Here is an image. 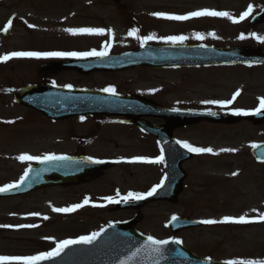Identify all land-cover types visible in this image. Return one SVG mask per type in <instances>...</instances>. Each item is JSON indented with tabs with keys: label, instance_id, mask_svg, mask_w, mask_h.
Masks as SVG:
<instances>
[{
	"label": "rangeland",
	"instance_id": "374dc122",
	"mask_svg": "<svg viewBox=\"0 0 264 264\" xmlns=\"http://www.w3.org/2000/svg\"><path fill=\"white\" fill-rule=\"evenodd\" d=\"M261 10L264 0H0V54L12 56L3 73L11 79L0 82V104L6 100L9 109L0 108V189L18 181L26 165L49 155H71L76 149L94 158L137 154L130 151L138 143L132 127L119 126L112 118H75L52 125L37 113L10 107L13 99L5 90L41 83L42 62L117 54L144 44L252 46L264 53V21L257 27L249 24ZM7 25L10 35L4 38ZM26 52L33 56H19ZM58 80L77 89L138 95L160 106L239 116L264 109V67L142 68L90 77L63 74ZM174 134L194 152L182 167L186 179L181 200L187 201L189 194L208 195L222 220L236 215L230 217L242 222L241 229L224 255L241 257L240 264H264V166L249 157L251 145L264 138V124L200 123ZM76 136L84 139L79 145ZM148 141L142 145L149 146ZM154 166L142 168V187L135 178L122 176L121 168H113L78 187L0 199V252L7 253L8 241L34 240L38 256L42 237L61 243L75 236L81 226L77 201L82 194L110 193L115 187L150 192L160 181ZM131 172L140 174L137 169ZM170 209L157 213L166 221ZM153 212L145 211L147 216ZM199 232L204 243L217 240L215 232Z\"/></svg>",
	"mask_w": 264,
	"mask_h": 264
},
{
	"label": "flooded vegetation",
	"instance_id": "af4514ba",
	"mask_svg": "<svg viewBox=\"0 0 264 264\" xmlns=\"http://www.w3.org/2000/svg\"><path fill=\"white\" fill-rule=\"evenodd\" d=\"M27 54L26 57L31 56L30 52H27ZM8 61H12V56L9 57L1 53V83H3L5 78L11 79V76L3 74L6 72L5 67L8 65L6 64ZM29 62L30 61H27L26 63ZM12 71V67H10L8 72ZM63 74L80 76L73 72H61L56 75H41L43 76L41 83L60 85L58 84V78ZM68 85L70 84H61V86ZM15 92L16 90L12 89L5 90L4 93L7 98H10ZM0 95L2 94L0 93ZM10 107L23 113H28L27 111L34 112L15 103L10 104ZM0 108L2 110H9L6 105V100H4V105L0 104ZM37 114L52 125H61L67 120L79 119V117H73L62 121H53L47 119L40 113ZM113 120L121 126L132 127V132H134L135 137L134 141L140 144H133L130 148V151L137 154L123 156L125 155L123 153L122 156L118 155L112 158H103L119 160L120 163L114 168H121L124 172L122 176L128 175L132 179L135 178V180H138L141 187L142 176L144 175L142 174V168L146 170L154 166L150 165L154 160L157 164L153 168H158L161 182L164 178L162 167L163 153L157 140L143 134L136 126L124 123V119L115 118ZM139 120H142V117H140ZM157 121L158 123L155 122V124L159 127L164 124L162 120ZM176 130L178 129L172 130V135L174 137V132ZM59 131L60 134L65 132L63 129ZM62 137L64 140L65 133L62 134ZM147 140H149V146L142 145V141ZM81 141H84V139L76 136L78 145ZM151 152H155V155L151 156ZM81 153H84L82 149H76V152L71 155H79ZM120 153L122 152H119V154ZM51 156L57 155H49V157ZM133 169H137L140 174L138 176L134 175L131 172ZM122 186L124 187L125 185ZM117 188L119 187L113 188L114 191L110 193H98L95 195L84 193L79 197L77 201V211L81 217V226L76 229L75 236H73V240H71L72 242H76L77 245V248H75L77 264H145L149 261L170 259V257L187 261V263L183 264H189L191 257L193 259L194 257H198L206 260L223 262L225 264H236L235 259H238L239 261L237 264H240L241 257H226L224 254L225 247L229 240L233 239L235 242L237 241L236 232L239 231L238 229H241V225L238 226V221L232 220L229 216L222 220L220 216L224 215H220L215 205L208 202V195L189 194L187 201H182L180 194L173 203L153 202L142 205V198L150 193H142V191H133L130 189L120 191L119 189L117 190ZM138 200L141 202L136 203ZM164 207L174 208L170 209L171 213L165 216L166 221L172 216H181L202 221L203 225L196 228L172 232L166 221L157 213V211H160L161 208ZM151 210L154 212L147 216L145 211ZM84 221L89 223H84ZM111 227L117 229V231L112 232L110 230ZM202 230H210V232L217 233L218 235L214 236L217 240L212 243L200 241L199 235L201 232L199 231ZM15 232L17 233L19 230ZM42 239V241H38L43 246L39 247L38 254L40 255H36L37 257L34 256L35 252L33 251L36 243L34 240H15L6 242L7 246L4 248L7 250V253L3 254V251L0 252V264H30L34 261L52 257L57 254L62 247L69 244V241L66 243L52 241L49 237L47 238V236L42 237ZM146 239L155 240L159 243L169 242V246L160 249L147 248ZM149 255L152 256L148 258ZM60 263L66 264L65 258H63Z\"/></svg>",
	"mask_w": 264,
	"mask_h": 264
},
{
	"label": "water",
	"instance_id": "95a60500",
	"mask_svg": "<svg viewBox=\"0 0 264 264\" xmlns=\"http://www.w3.org/2000/svg\"><path fill=\"white\" fill-rule=\"evenodd\" d=\"M113 1L118 2L120 0ZM263 18L264 10L254 16L250 23L257 26L263 22ZM8 31L9 28L5 31V35ZM261 64H264V55L259 49L209 46H143L136 51L96 60L44 64L40 70L43 74L72 70L86 75L92 72H114L145 66L153 69H166ZM16 101L28 108L42 112L50 119L57 120L74 115H124L132 118L130 123L138 125L145 133L154 135L165 152L164 166L167 172V180L158 190L156 196L145 200V202L154 200L174 201L182 189L184 174L180 170V165L190 156L178 143L171 139L172 128L187 126L198 121L226 124L237 121V118L233 116L171 110L156 106L154 103L143 99L118 98L90 92H72L49 85L28 86L17 93ZM139 116L142 118H162L166 121L167 126L158 128L143 121L138 122L136 118ZM244 120L250 121L253 125H259L264 121V112L260 111L246 116ZM251 156L258 162H264V142L253 146ZM98 169L99 167H90L84 160L76 158L42 160L37 165L31 166L18 184L2 190L0 198L20 196L52 186L76 185L85 177L97 175ZM192 224L196 225V223L180 218H175L170 222V225L180 227H188ZM111 231L115 232L117 229ZM157 246L152 245L151 247L155 249ZM75 248L76 245L68 246L53 259L34 264H59L62 260L60 257L65 258L67 264H76ZM173 258L175 257L162 261H149L145 264H183L187 262ZM198 262H200L198 259L191 258L189 260V263L192 264H207Z\"/></svg>",
	"mask_w": 264,
	"mask_h": 264
}]
</instances>
